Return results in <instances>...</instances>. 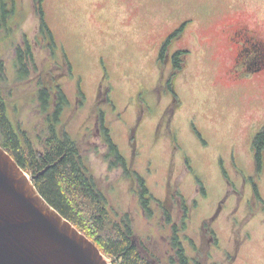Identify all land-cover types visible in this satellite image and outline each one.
I'll list each match as a JSON object with an SVG mask.
<instances>
[{
    "label": "rangeland",
    "instance_id": "1",
    "mask_svg": "<svg viewBox=\"0 0 264 264\" xmlns=\"http://www.w3.org/2000/svg\"><path fill=\"white\" fill-rule=\"evenodd\" d=\"M9 1L0 0V11L4 4L11 10ZM13 2L0 32V64L10 79L15 47L36 33L32 17L23 22L30 0ZM43 8L56 48L50 58L68 100L61 131L77 143L110 219L130 226L154 262L177 261L171 246L177 226L189 264H264V152L258 168L253 148L264 128V82L231 81L232 47L221 31L246 19L264 21V0H44ZM188 16L196 17L194 36L177 48L191 46L193 56L171 87L164 82L166 58L156 63V50L176 19ZM40 53L41 68L49 54ZM35 90L34 83L13 88L19 98H9L7 116L14 128L39 126ZM101 115L127 169L111 168L116 160L108 157ZM36 135L43 153L44 139ZM139 178L152 214L142 206ZM169 191L171 223L160 205Z\"/></svg>",
    "mask_w": 264,
    "mask_h": 264
},
{
    "label": "trees",
    "instance_id": "2",
    "mask_svg": "<svg viewBox=\"0 0 264 264\" xmlns=\"http://www.w3.org/2000/svg\"><path fill=\"white\" fill-rule=\"evenodd\" d=\"M13 2V0H10ZM31 6L27 9L25 21L32 17L36 23L35 39L31 40L28 34L23 35V46H16L13 61V77L7 75L4 64H0V135L1 145L14 158L20 168L32 177L40 174L34 185L46 202L53 207L62 217L73 223L100 249L104 256L112 259L113 264H161L152 260L149 250L134 236L130 226L122 229L120 224L112 221L107 210L106 199L100 192L94 179L87 175L82 165V157L77 143L72 141L65 131H61L60 117L68 104L67 97L57 83L58 76L52 64V52L56 49L53 34L45 21L44 0H30ZM15 2L11 10L6 4L0 11V32L6 28V21L11 13L15 12ZM10 8V7H9ZM36 46H35V42ZM47 49L46 56L40 68V52ZM45 46V48L43 47ZM67 61V60H66ZM68 69L70 65L67 62ZM70 73L65 71L64 74ZM63 75V74H62ZM28 83H34L37 90V111L41 117L39 126L34 124L32 131L27 132L18 124L15 128L8 119L9 98L17 99L13 88H19ZM11 91V92H10ZM101 125L109 149L108 157H114L116 162L112 167L126 168L125 159L119 154L113 144L108 131L104 128V119L101 115ZM37 139H44L43 153L38 152L33 143V135ZM41 141V142H42ZM253 148L260 168L261 154L264 151V129L255 137ZM141 186V200L143 208L152 214L150 199L146 200L148 190L145 182L139 178ZM256 197L259 198L256 189ZM173 194L168 192L165 201L160 202L166 221L171 223ZM184 218L187 219L189 208L184 201ZM185 223H183V227ZM179 229L173 226L171 246L176 252L177 261L172 259L171 264H189L185 249L178 238Z\"/></svg>",
    "mask_w": 264,
    "mask_h": 264
},
{
    "label": "water",
    "instance_id": "3",
    "mask_svg": "<svg viewBox=\"0 0 264 264\" xmlns=\"http://www.w3.org/2000/svg\"><path fill=\"white\" fill-rule=\"evenodd\" d=\"M0 146V264H111Z\"/></svg>",
    "mask_w": 264,
    "mask_h": 264
},
{
    "label": "flooded vegetation",
    "instance_id": "4",
    "mask_svg": "<svg viewBox=\"0 0 264 264\" xmlns=\"http://www.w3.org/2000/svg\"><path fill=\"white\" fill-rule=\"evenodd\" d=\"M176 20L178 22L170 28L157 46L155 57V61L158 64L162 62L163 58H166L164 70H166V68L169 70V77L166 79L167 81L164 82L171 87H174L176 80L185 73L187 62L193 56L191 46H189V48L180 49L177 48V45L185 41L188 35L194 36V21H196V17H179ZM245 21L246 22H236L229 25L227 29H222L221 31L226 34L233 53L232 65H230L227 72L228 77L234 84L242 85L246 83L253 86L260 83V81L264 82V21L260 19H246ZM34 44L36 46V42ZM181 61L186 62V64L184 63L182 65ZM158 64L157 68L159 67ZM260 132H258L257 135ZM1 144L0 146L10 155L7 151V147ZM260 162L262 163V160ZM256 189L258 191L257 186L254 187L255 192Z\"/></svg>",
    "mask_w": 264,
    "mask_h": 264
}]
</instances>
